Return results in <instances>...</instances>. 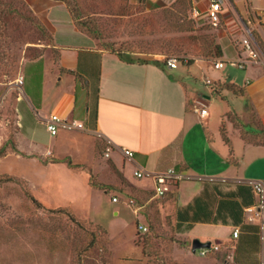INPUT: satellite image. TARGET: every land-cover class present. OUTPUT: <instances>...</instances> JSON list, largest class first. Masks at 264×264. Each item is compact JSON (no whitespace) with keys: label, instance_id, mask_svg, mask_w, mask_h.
I'll use <instances>...</instances> for the list:
<instances>
[{"label":"crops","instance_id":"crops-1","mask_svg":"<svg viewBox=\"0 0 264 264\" xmlns=\"http://www.w3.org/2000/svg\"><path fill=\"white\" fill-rule=\"evenodd\" d=\"M22 1L52 41L22 66L16 101L18 148L29 152L45 148L31 123L47 129L51 114L79 120L85 125L82 130L114 148L113 156L143 208L151 199L161 198L160 207L171 213L176 230L191 246L194 239L221 243V252L228 253L234 264H264V219L260 220L264 211L260 216L247 211L257 203L251 182L264 183V66L246 68L244 85L227 76L214 79L203 70L205 89L200 91L195 86L198 77L189 80L180 64L162 66L153 62L155 58L141 61L136 52L100 46L79 28L66 2ZM175 1L145 0V4L156 9ZM187 3L192 13L196 8L205 17L208 0ZM258 5L254 1L252 8ZM223 11L222 24L215 28L223 55L215 60L228 58L227 48L237 46L235 35L245 37L250 30L264 39L263 11L250 18L246 0H226ZM201 61L211 60L201 57L187 65ZM207 77L218 84L235 83L243 90L238 94L226 87L215 91L206 85ZM200 95L224 102L220 119L212 118L210 102L206 118L194 111V100ZM62 130L69 129L61 126L56 136ZM122 147L133 150V157L127 158ZM169 169L180 177L165 184L163 196L156 193L154 177L135 175V171Z\"/></svg>","mask_w":264,"mask_h":264},{"label":"rangeland","instance_id":"rangeland-1","mask_svg":"<svg viewBox=\"0 0 264 264\" xmlns=\"http://www.w3.org/2000/svg\"><path fill=\"white\" fill-rule=\"evenodd\" d=\"M65 1L82 11L79 20L87 23L93 35L87 33L100 46L136 52L141 58H181L182 72L192 82L193 75L198 77L200 91L205 89L203 70L214 79L227 76L244 85L253 66L245 70L227 62L216 69L215 58L209 56L220 44L216 27L208 18L194 16L187 0L156 9H147L145 0ZM254 1L259 5L253 9ZM246 7L250 18L261 11L264 17V0H246ZM242 34L235 35L237 46L227 48L225 60L247 58ZM256 36L262 57L255 65L264 66V39ZM49 45L51 36L21 0H0V148H7L0 156V264H234L227 254L193 253L171 213L160 207L161 198L151 199L137 214L135 206L142 201L115 160L114 148L102 137L82 129L56 136L31 123L45 148H18L22 66ZM201 57L211 61L187 65ZM209 102L212 118L220 119L224 102ZM30 192L44 207L33 203ZM140 222L148 225L147 232L138 228Z\"/></svg>","mask_w":264,"mask_h":264},{"label":"built area","instance_id":"built-area-1","mask_svg":"<svg viewBox=\"0 0 264 264\" xmlns=\"http://www.w3.org/2000/svg\"><path fill=\"white\" fill-rule=\"evenodd\" d=\"M226 0H208V6L206 8L205 17L208 18L209 22L214 27H219L222 24L223 21V4ZM193 15L196 17H200L201 12L194 8L193 9ZM242 46L244 47V50L247 52V58L246 59H240V60H224V59H216L214 62V67L216 69H221L224 67V65L229 62L230 64L237 66L240 69H246L247 66L257 64L261 61L262 52L260 51L259 45L255 37L253 36V33L249 30L246 37L242 38L241 41ZM166 58V57H165ZM166 63L171 68H176L179 66V59L176 56H169L166 58ZM205 83L207 86H210V88L214 89L215 82L210 78H205ZM193 109L194 111L200 116V118H206L209 116V101L208 99L202 97L194 100L193 103ZM47 129L51 132V134L56 135L60 129L61 126L68 128V129H84L85 125L83 122L72 119V120H64L57 114H51L47 121H46ZM122 153L127 158H132L134 155V151L131 150L128 147H122L121 148ZM135 175L138 177L143 176H152L154 177L156 181V193L160 196H163L166 192L165 184H167L168 181L174 178H179L180 174L176 172L175 169H169L165 172L160 173H150V172H143V171H135ZM252 188L254 190V193L257 198V203L254 206L248 207L247 211L256 212L257 216L263 215L264 211V183L262 181H252L251 182ZM119 197L114 195L113 201L118 202ZM129 203H132L135 205L134 200H130ZM143 209L142 205H136L135 206V212L138 214ZM263 216L261 217V222H263ZM250 220L253 221L254 218L250 217ZM264 224V222H263ZM138 228L142 232H147L149 227L147 224H144L142 222L139 223ZM239 233V229L236 228L234 231L235 236H237ZM222 248L221 243H211L209 247H202L198 248L196 250V253L199 255H207L210 252H217L220 251ZM230 257V255H228Z\"/></svg>","mask_w":264,"mask_h":264},{"label":"trees","instance_id":"trees-1","mask_svg":"<svg viewBox=\"0 0 264 264\" xmlns=\"http://www.w3.org/2000/svg\"><path fill=\"white\" fill-rule=\"evenodd\" d=\"M22 1V0H21ZM62 1H64V2H66L65 0H62ZM23 2V1H22ZM67 4V3H66ZM68 5V4H67ZM70 9V11H71V13H72V15H73V18H74V20H75V22L77 23V25L79 26V28H87V29H89L88 28V26H87V23L86 22H84V21H81V20H79L81 17H82V11H78V10H76V9H74V8H69ZM82 19V18H81ZM40 25H41V29L43 30V31H45L46 32V29L43 27V25L40 23ZM86 29V32L87 31H90V30H87ZM90 33L93 35V33H92V31H90ZM254 35H255V37H257L256 36V32H252ZM49 34V33H48ZM50 35V34H49ZM51 36V35H50ZM51 41H52V38H51ZM216 49H217V51L215 52V53H211L209 56L210 57H213V58H217V57H221L222 55H223V51H222V48H221V46H220V44H217V46H216ZM112 50H114V49H112ZM119 55L122 57V58H126L127 57V55H125L124 53H122V52H119ZM131 56H128L127 57V59H130V60H132L131 58H130ZM167 57H169V56H166V58ZM166 58H164L163 60H160V59H155V60H153V62L155 63V64H158V65H167V63H166ZM179 59V64L180 63H182V61H183V59H181V58H178ZM141 61H146V59H144V58H141L140 59ZM192 62H194V60L192 59L191 60V62L190 63H192ZM215 82V84H214V89H215V91H216V89H217V85H218V83L219 82H217V81H214ZM226 88H228V89H230L231 91H233L234 93H236V94H238V93H240L242 90H243V87H241V86H238L237 84H235V83H227L226 84V86H225ZM6 145H3L1 148H0V156H2V155H4L5 154V152H6ZM28 195L30 196V198H31V200L33 201V203L36 205V206H38V207H44V205L42 204V202H40V200H38L31 192L30 193H28ZM75 218V217H74ZM76 220V219H75ZM192 247V246H191ZM223 253V252H221V250L220 251H217V252H214V253ZM196 253V252H195ZM210 253H213V252H210ZM223 254H228V253H223Z\"/></svg>","mask_w":264,"mask_h":264},{"label":"water","instance_id":"water-1","mask_svg":"<svg viewBox=\"0 0 264 264\" xmlns=\"http://www.w3.org/2000/svg\"><path fill=\"white\" fill-rule=\"evenodd\" d=\"M210 242H201L199 239H194L192 242V252L195 253L198 248L209 247Z\"/></svg>","mask_w":264,"mask_h":264}]
</instances>
